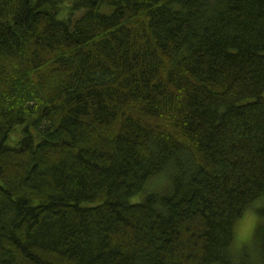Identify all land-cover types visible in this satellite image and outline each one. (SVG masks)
Wrapping results in <instances>:
<instances>
[{"label":"trees","instance_id":"obj_1","mask_svg":"<svg viewBox=\"0 0 264 264\" xmlns=\"http://www.w3.org/2000/svg\"><path fill=\"white\" fill-rule=\"evenodd\" d=\"M0 264H264V0H0Z\"/></svg>","mask_w":264,"mask_h":264},{"label":"rangeland","instance_id":"obj_2","mask_svg":"<svg viewBox=\"0 0 264 264\" xmlns=\"http://www.w3.org/2000/svg\"><path fill=\"white\" fill-rule=\"evenodd\" d=\"M257 214L255 212H247L243 219L239 222L237 228V240L235 242L236 248L241 247L243 243L251 240L256 225Z\"/></svg>","mask_w":264,"mask_h":264}]
</instances>
